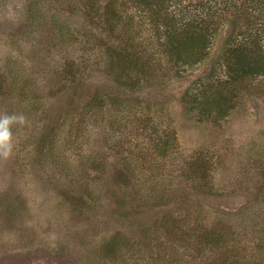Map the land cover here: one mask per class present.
Listing matches in <instances>:
<instances>
[{"label":"rangeland","instance_id":"rangeland-1","mask_svg":"<svg viewBox=\"0 0 264 264\" xmlns=\"http://www.w3.org/2000/svg\"><path fill=\"white\" fill-rule=\"evenodd\" d=\"M157 3L216 12L202 61L170 56ZM244 41L264 50L263 2L0 0V114L27 117L0 160V264H264V73L240 75Z\"/></svg>","mask_w":264,"mask_h":264},{"label":"trees","instance_id":"trees-1","mask_svg":"<svg viewBox=\"0 0 264 264\" xmlns=\"http://www.w3.org/2000/svg\"><path fill=\"white\" fill-rule=\"evenodd\" d=\"M138 1L145 5L150 2V0ZM257 1L263 2L264 4V0ZM153 6L158 10V16L156 18L157 23L161 21L163 24L164 22L166 27L165 34H167L170 39L167 48L170 56L180 61L183 66H193L202 61L207 55L206 51L210 47L212 39L211 37L214 34L213 16H216V12L208 11L206 12V16L203 18H201V13L199 14V17H193L190 15L191 12H189L187 8V11L186 9L184 11H180L181 13L180 15L178 14V17L172 15L169 18H164L159 14L160 11L164 10V8H161L158 3ZM212 7L213 6H210L208 10L212 9ZM95 10L100 16L104 15L107 22L117 21V17H119V14H121V11L116 5H114L113 1L107 2L103 8L100 5L96 6ZM187 13H189V16ZM233 50L236 52L235 55L239 65V71L241 73L240 75H255L264 73L263 49L259 47L252 48L244 41L242 43L235 44ZM134 56V54L129 52L119 53V59L121 63L126 60L131 62L133 61L130 66H137L135 61L137 56ZM229 67H231V65H229ZM237 77H239V75ZM221 98L224 97L221 95ZM226 112L227 110L224 109V113ZM219 114H221V112Z\"/></svg>","mask_w":264,"mask_h":264},{"label":"clouds","instance_id":"clouds-1","mask_svg":"<svg viewBox=\"0 0 264 264\" xmlns=\"http://www.w3.org/2000/svg\"><path fill=\"white\" fill-rule=\"evenodd\" d=\"M27 117L24 113L0 114V160H8L14 150L13 127H24Z\"/></svg>","mask_w":264,"mask_h":264}]
</instances>
